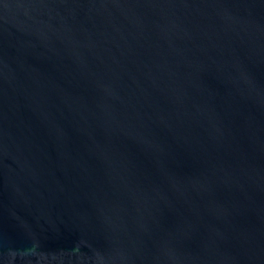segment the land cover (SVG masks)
<instances>
[{
	"label": "water",
	"instance_id": "obj_1",
	"mask_svg": "<svg viewBox=\"0 0 264 264\" xmlns=\"http://www.w3.org/2000/svg\"><path fill=\"white\" fill-rule=\"evenodd\" d=\"M0 264H264V0H0Z\"/></svg>",
	"mask_w": 264,
	"mask_h": 264
}]
</instances>
